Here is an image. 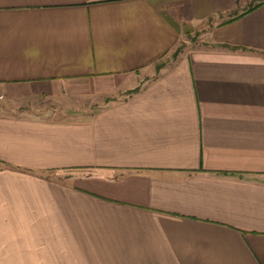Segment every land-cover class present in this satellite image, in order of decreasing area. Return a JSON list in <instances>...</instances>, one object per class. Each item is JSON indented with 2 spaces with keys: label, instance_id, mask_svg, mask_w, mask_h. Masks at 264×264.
<instances>
[{
  "label": "crops",
  "instance_id": "obj_1",
  "mask_svg": "<svg viewBox=\"0 0 264 264\" xmlns=\"http://www.w3.org/2000/svg\"><path fill=\"white\" fill-rule=\"evenodd\" d=\"M252 2L0 0V264H264Z\"/></svg>",
  "mask_w": 264,
  "mask_h": 264
},
{
  "label": "rangeland",
  "instance_id": "obj_2",
  "mask_svg": "<svg viewBox=\"0 0 264 264\" xmlns=\"http://www.w3.org/2000/svg\"><path fill=\"white\" fill-rule=\"evenodd\" d=\"M188 31H189V34L186 35V37H185L186 43H189V46L199 45V41L198 40H200V36L202 34V31L194 30V29H190V28L188 29ZM188 38L189 39L194 38L195 41L194 42L187 41ZM184 45L187 46V44H184ZM69 173H72V172L61 173V174H59V177H61L62 179L69 178L70 177ZM51 176L55 177V174L53 173V175H51Z\"/></svg>",
  "mask_w": 264,
  "mask_h": 264
},
{
  "label": "trees",
  "instance_id": "obj_3",
  "mask_svg": "<svg viewBox=\"0 0 264 264\" xmlns=\"http://www.w3.org/2000/svg\"><path fill=\"white\" fill-rule=\"evenodd\" d=\"M262 3H264L263 0H253V2L251 3L250 7L247 9V12L251 11V10H254L255 8L259 7ZM184 33L186 35L189 34V31H188V29L186 27L184 28ZM190 41L194 42L195 40H194V38H192V39H190ZM182 48H183V45H182V47L178 48L173 53L172 56H173L174 59H176V57L179 55V53L181 52ZM231 49L236 50L238 48L237 47H232ZM160 68H161V65H157V70H159ZM137 91H138V89H135L134 91H131V92L127 93V94H132V93H135Z\"/></svg>",
  "mask_w": 264,
  "mask_h": 264
}]
</instances>
